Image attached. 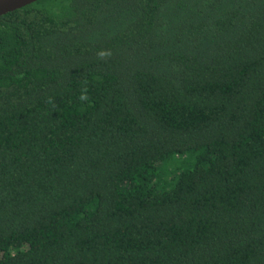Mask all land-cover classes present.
Instances as JSON below:
<instances>
[{
	"label": "trees",
	"instance_id": "1",
	"mask_svg": "<svg viewBox=\"0 0 264 264\" xmlns=\"http://www.w3.org/2000/svg\"><path fill=\"white\" fill-rule=\"evenodd\" d=\"M0 264H264V0L0 15Z\"/></svg>",
	"mask_w": 264,
	"mask_h": 264
},
{
	"label": "water",
	"instance_id": "2",
	"mask_svg": "<svg viewBox=\"0 0 264 264\" xmlns=\"http://www.w3.org/2000/svg\"><path fill=\"white\" fill-rule=\"evenodd\" d=\"M36 0H0V15L18 9Z\"/></svg>",
	"mask_w": 264,
	"mask_h": 264
}]
</instances>
